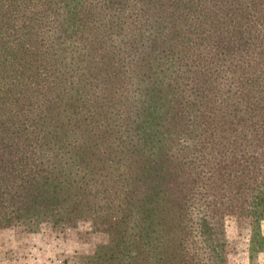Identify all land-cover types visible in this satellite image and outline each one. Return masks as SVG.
<instances>
[{
  "label": "trees",
  "instance_id": "1",
  "mask_svg": "<svg viewBox=\"0 0 264 264\" xmlns=\"http://www.w3.org/2000/svg\"><path fill=\"white\" fill-rule=\"evenodd\" d=\"M264 254V0H0V230L89 224L81 264Z\"/></svg>",
  "mask_w": 264,
  "mask_h": 264
},
{
  "label": "rangeland",
  "instance_id": "2",
  "mask_svg": "<svg viewBox=\"0 0 264 264\" xmlns=\"http://www.w3.org/2000/svg\"><path fill=\"white\" fill-rule=\"evenodd\" d=\"M226 230L230 264H250L247 221L228 218ZM104 240L103 234H95L89 224L67 232L49 227L38 233L22 228L3 229L0 230V264H81L79 258L94 254ZM258 264H264V254L259 256Z\"/></svg>",
  "mask_w": 264,
  "mask_h": 264
}]
</instances>
